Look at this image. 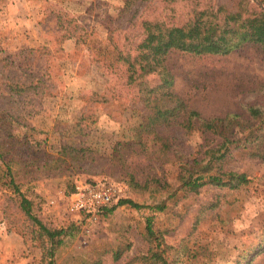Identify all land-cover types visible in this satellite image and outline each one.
<instances>
[{
	"label": "rangeland",
	"instance_id": "rangeland-1",
	"mask_svg": "<svg viewBox=\"0 0 264 264\" xmlns=\"http://www.w3.org/2000/svg\"><path fill=\"white\" fill-rule=\"evenodd\" d=\"M234 3L0 0V264L49 261L48 240L22 211L7 168L31 214L47 229L68 232L53 264H163L155 251L166 264H264V157L253 152L261 137L264 154V117L247 113L264 108V50L175 51L164 61L189 109L203 118L236 114L249 127L224 165L250 179L236 191L179 187L180 163L200 157L203 136L139 129L151 112L119 60L137 55L145 22L182 27L197 11ZM143 82L152 88L159 79ZM101 179L118 184L122 199L165 209L120 206L91 220L64 212L62 196L77 181ZM148 219L159 249L147 237Z\"/></svg>",
	"mask_w": 264,
	"mask_h": 264
},
{
	"label": "trees",
	"instance_id": "trees-1",
	"mask_svg": "<svg viewBox=\"0 0 264 264\" xmlns=\"http://www.w3.org/2000/svg\"><path fill=\"white\" fill-rule=\"evenodd\" d=\"M143 28L145 37L136 47L137 55L134 58L123 55L119 57L126 65L130 78L138 85L140 99L151 112L146 121L140 123L139 129L155 137H160L161 133L176 127L186 135L195 131L203 136L205 150L201 152L200 157L180 163L178 182L181 189L197 193L199 189L209 186L236 191L248 185L250 179L245 174L227 170L224 165L231 146L243 140L236 139V136L249 127L243 128L244 121L236 114L203 118L198 112L189 109L183 100L174 94L173 77L164 66V61L167 54L175 51L196 56H226L245 46H256L264 50V0H235L231 10L219 6L216 9L197 11L192 21L182 27H164L159 23L145 22ZM149 75H157V86L149 88L143 82ZM247 113L250 120H259L264 117V108L249 107ZM253 142L256 144L253 152L263 158V139L257 137ZM7 176H10L14 192L20 196L22 211L48 240L50 247L47 264H53L54 251L63 244V237L68 235L67 230H50L44 227L31 214L30 201L21 195L14 185L8 168ZM120 206H130L137 210L148 208L159 212L165 209V203L147 207L121 198L101 214L111 213ZM146 232L149 241L156 242V248L159 249L161 243L153 231L150 219L147 220ZM152 258L166 264L160 252H153Z\"/></svg>",
	"mask_w": 264,
	"mask_h": 264
},
{
	"label": "built area",
	"instance_id": "built-area-1",
	"mask_svg": "<svg viewBox=\"0 0 264 264\" xmlns=\"http://www.w3.org/2000/svg\"><path fill=\"white\" fill-rule=\"evenodd\" d=\"M122 197V189L112 181L80 180L74 184L71 192L62 196L63 210L76 219L91 220Z\"/></svg>",
	"mask_w": 264,
	"mask_h": 264
},
{
	"label": "crops",
	"instance_id": "crops-1",
	"mask_svg": "<svg viewBox=\"0 0 264 264\" xmlns=\"http://www.w3.org/2000/svg\"><path fill=\"white\" fill-rule=\"evenodd\" d=\"M68 41H65V43H64V45L62 46V47H64L65 46V44L67 43ZM45 47L47 46V45H44Z\"/></svg>",
	"mask_w": 264,
	"mask_h": 264
}]
</instances>
